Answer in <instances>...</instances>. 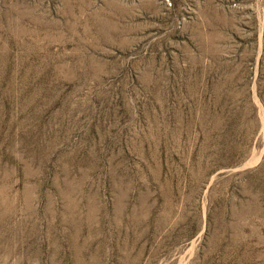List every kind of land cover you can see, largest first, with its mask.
I'll return each instance as SVG.
<instances>
[{"label": "rangeland", "instance_id": "rangeland-1", "mask_svg": "<svg viewBox=\"0 0 264 264\" xmlns=\"http://www.w3.org/2000/svg\"><path fill=\"white\" fill-rule=\"evenodd\" d=\"M0 264H264V0H0Z\"/></svg>", "mask_w": 264, "mask_h": 264}]
</instances>
